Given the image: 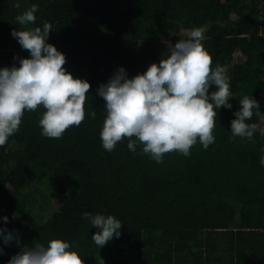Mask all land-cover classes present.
I'll use <instances>...</instances> for the list:
<instances>
[{
	"label": "trees",
	"instance_id": "trees-1",
	"mask_svg": "<svg viewBox=\"0 0 264 264\" xmlns=\"http://www.w3.org/2000/svg\"><path fill=\"white\" fill-rule=\"evenodd\" d=\"M32 4L37 20L28 27L51 23L47 42L91 88L79 127L44 137L41 107L26 111L0 147V228L20 239H0V264L23 245L54 238L69 242L84 264H264V135L249 141L231 133L244 96L260 110L247 123L264 128V0H0V68L29 58L11 32ZM195 27H206L203 46L213 67L227 69L233 94L230 109H217L215 143L206 150L197 143L188 157L166 154L159 164L139 144L128 150L127 140L105 151L98 86L121 67L130 79L159 64ZM122 36L139 47L124 46ZM51 196L59 205L45 217ZM84 212L120 220L119 237L97 248L98 229Z\"/></svg>",
	"mask_w": 264,
	"mask_h": 264
},
{
	"label": "clouds",
	"instance_id": "clouds-1",
	"mask_svg": "<svg viewBox=\"0 0 264 264\" xmlns=\"http://www.w3.org/2000/svg\"><path fill=\"white\" fill-rule=\"evenodd\" d=\"M20 8V3L14 4ZM38 6L16 16L11 35L17 39L29 58H18L19 67L0 68V147L20 129L25 112L44 111L38 124L41 135L46 138H61L72 128L79 127L86 117L85 104L91 88L87 80L74 78L65 70V55L48 43L53 25L45 21L35 25ZM204 27H195L169 45V54L152 63L145 72L131 79L121 67L107 83H101L97 95L105 102L106 112L100 131L102 147L112 152L118 143L127 140L132 152L141 146V154L148 155L157 164L166 154L177 152L185 157L199 143L206 150L215 143L217 109L231 108L229 99L230 78L227 69L213 67L212 57L203 46ZM210 86L215 91L210 92ZM240 109L231 121L233 137L251 141L254 133L264 135V128L247 123L259 112V103L244 96L239 101ZM91 111L90 116L96 117ZM264 166V157L260 159ZM18 215V214H16ZM90 225L98 229L92 235L97 248L103 247L113 237H119L122 223L112 215L84 212ZM15 218V216H14ZM5 221L7 217L3 218ZM4 244L13 240L20 245L18 234L0 228ZM0 254L3 249L0 248ZM7 264H84L69 242L54 238L47 242L23 245Z\"/></svg>",
	"mask_w": 264,
	"mask_h": 264
},
{
	"label": "rangeland",
	"instance_id": "rangeland-1",
	"mask_svg": "<svg viewBox=\"0 0 264 264\" xmlns=\"http://www.w3.org/2000/svg\"><path fill=\"white\" fill-rule=\"evenodd\" d=\"M204 28L206 29V27H204ZM121 41H122V44L124 46L130 47L133 50H136L139 47L138 43L131 41L127 36H122ZM58 205H59L58 200L55 199V197L51 196L50 203H49V208L47 209L45 217H47L52 211H54L58 207ZM237 224H238V222L236 221L235 223H233L232 226H237Z\"/></svg>",
	"mask_w": 264,
	"mask_h": 264
}]
</instances>
